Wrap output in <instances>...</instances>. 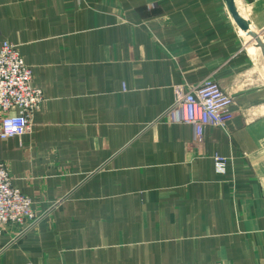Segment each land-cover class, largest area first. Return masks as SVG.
Instances as JSON below:
<instances>
[{
	"label": "crops",
	"instance_id": "1",
	"mask_svg": "<svg viewBox=\"0 0 264 264\" xmlns=\"http://www.w3.org/2000/svg\"><path fill=\"white\" fill-rule=\"evenodd\" d=\"M234 7L247 31L224 0H0V45L44 97L0 139L37 217L0 264H264V0ZM208 77L234 115L197 144L165 114Z\"/></svg>",
	"mask_w": 264,
	"mask_h": 264
},
{
	"label": "built area",
	"instance_id": "2",
	"mask_svg": "<svg viewBox=\"0 0 264 264\" xmlns=\"http://www.w3.org/2000/svg\"><path fill=\"white\" fill-rule=\"evenodd\" d=\"M173 93L174 101L165 120L191 126L194 143L202 142L206 128L225 126L233 118L231 95L212 77L188 91L175 86ZM43 100L42 90L32 86V70L24 63L17 46L3 41L0 45V139L26 134L32 115L40 109ZM212 160L215 173L224 175L230 159L214 153ZM36 220L32 200L14 185V179L0 161V234L7 226L22 232Z\"/></svg>",
	"mask_w": 264,
	"mask_h": 264
},
{
	"label": "water",
	"instance_id": "3",
	"mask_svg": "<svg viewBox=\"0 0 264 264\" xmlns=\"http://www.w3.org/2000/svg\"><path fill=\"white\" fill-rule=\"evenodd\" d=\"M228 9L229 14L231 15V17L233 18L234 22L237 24V26L243 30V31H247L248 30V26L247 23L244 22L240 16L238 15L235 7H234V0H224ZM259 45L260 48L263 52L264 55V47L262 46V44L259 41Z\"/></svg>",
	"mask_w": 264,
	"mask_h": 264
},
{
	"label": "bare ground",
	"instance_id": "4",
	"mask_svg": "<svg viewBox=\"0 0 264 264\" xmlns=\"http://www.w3.org/2000/svg\"><path fill=\"white\" fill-rule=\"evenodd\" d=\"M246 22V21H245Z\"/></svg>",
	"mask_w": 264,
	"mask_h": 264
}]
</instances>
